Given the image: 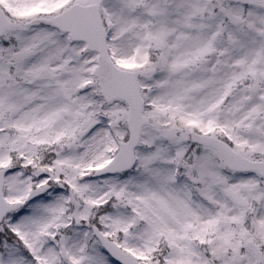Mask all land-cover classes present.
<instances>
[{"label":"snow or ice","instance_id":"obj_1","mask_svg":"<svg viewBox=\"0 0 264 264\" xmlns=\"http://www.w3.org/2000/svg\"><path fill=\"white\" fill-rule=\"evenodd\" d=\"M0 264H264V0H0Z\"/></svg>","mask_w":264,"mask_h":264}]
</instances>
